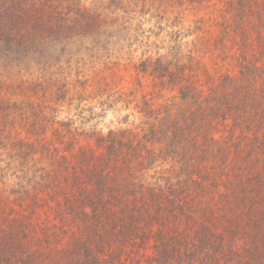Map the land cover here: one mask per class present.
Returning <instances> with one entry per match:
<instances>
[{
    "label": "trees",
    "instance_id": "16d2710c",
    "mask_svg": "<svg viewBox=\"0 0 264 264\" xmlns=\"http://www.w3.org/2000/svg\"><path fill=\"white\" fill-rule=\"evenodd\" d=\"M236 1L264 15V0ZM96 14L79 0H0V77L32 63L50 79L45 46L103 33ZM173 50L136 65L175 93L140 97L129 126L85 128L98 114L80 109L14 141L26 182L0 186V264H264V52L196 81Z\"/></svg>",
    "mask_w": 264,
    "mask_h": 264
},
{
    "label": "rangeland",
    "instance_id": "374dc122",
    "mask_svg": "<svg viewBox=\"0 0 264 264\" xmlns=\"http://www.w3.org/2000/svg\"><path fill=\"white\" fill-rule=\"evenodd\" d=\"M113 1L79 0L82 6L96 11L105 31L46 45L43 59L50 62V79L38 81V76L31 74L36 67L32 63L13 79L0 77L7 82L0 87V101L7 105L0 112V119L6 120L1 123L5 128L0 141V179L8 182L4 186L0 180L2 188L26 182L22 170L24 146L21 150L14 141L32 142L37 133L31 128L46 124L48 117L76 119L80 109H92L98 116L92 115L83 127L94 126L106 132L136 121L135 103L140 97L145 95L158 103L165 95L174 94L165 86L157 88L155 78L138 70L146 56L166 55L176 47L173 52L183 56L180 62L186 68L184 74H191L196 81H204L209 73L234 74L236 65L242 62L260 64L264 15L257 16L248 9L256 7L253 2L236 8L232 6L238 3L236 0H123L122 4L131 8L126 14L118 7L112 9ZM4 69L7 75L9 71ZM33 82L39 83L37 90ZM109 100L116 103L106 107L104 102ZM46 128L49 133L50 126ZM32 133L34 136L29 137ZM18 148L20 151H14ZM13 153L21 163L17 156L11 161Z\"/></svg>",
    "mask_w": 264,
    "mask_h": 264
}]
</instances>
